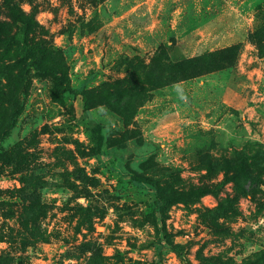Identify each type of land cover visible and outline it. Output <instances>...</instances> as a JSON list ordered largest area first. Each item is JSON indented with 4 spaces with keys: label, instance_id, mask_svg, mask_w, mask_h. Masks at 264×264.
Masks as SVG:
<instances>
[{
    "label": "rangeland",
    "instance_id": "1",
    "mask_svg": "<svg viewBox=\"0 0 264 264\" xmlns=\"http://www.w3.org/2000/svg\"><path fill=\"white\" fill-rule=\"evenodd\" d=\"M0 28L44 44V65L92 103L87 114L74 96L55 98L17 44L0 45V254L26 264H264V188H241L206 163L264 150V0H0ZM233 46L232 68L156 85L158 68ZM90 119L104 127L101 155ZM134 175L171 196L159 226L156 192ZM30 197L42 210L25 220ZM159 228L181 254L160 245Z\"/></svg>",
    "mask_w": 264,
    "mask_h": 264
},
{
    "label": "trees",
    "instance_id": "2",
    "mask_svg": "<svg viewBox=\"0 0 264 264\" xmlns=\"http://www.w3.org/2000/svg\"><path fill=\"white\" fill-rule=\"evenodd\" d=\"M262 32H264V30ZM16 44L20 47L23 57L28 59V68H32L36 73L42 76H49L52 79V93L55 98L62 100L67 94H70L76 99H79L84 112L87 114L89 113L92 109V103L89 95L90 92L88 90H79L71 87L67 83L65 73L61 69L44 65V61L48 54V49L44 44L35 43L31 45H22L18 39L3 37L0 28V45L10 46ZM235 50L236 46H233L215 52H207L182 61L172 62L168 66L161 69L158 68L161 70L162 75L158 76L157 74L156 85L162 86L164 82H167V85H172L181 81L184 82L186 80L197 79L212 73L232 68L234 61L231 58L230 53ZM262 55L264 56V52ZM86 130L87 135L93 144V154L101 155L106 144V134L103 125L94 119H90L87 123ZM206 163L208 164L209 171L212 170V168H218L220 172L224 173L227 179H230L235 185L241 188H244L246 185L247 187L258 190H263L264 188V180L262 179L264 175V150L259 145H256V147L238 150L232 158H225L217 163L209 161H206ZM132 178L138 182L150 184V186L155 190L156 200L154 202V208L159 226L162 217H164L163 207L169 202L171 196L165 195L160 185L154 181H150L136 175ZM30 198V202L25 211V213L28 212L25 220L33 219L35 217V209L40 211L42 210L41 202L34 197ZM217 211H222L223 214H225V210L222 207ZM34 228V222L25 225L26 233L31 239L35 236L33 233ZM159 233H162V237L159 238L161 246L170 247L173 250L179 251L178 253L181 254L180 246L174 244L170 240V236L164 228H159ZM20 237L23 243L28 241L23 236ZM1 238L5 237H1L0 235V240H3ZM8 239L12 242L14 237L10 235ZM41 240H44L43 234L41 235ZM160 262L161 260L157 259L153 262V264H160ZM0 264H26V261L24 257H19L17 260V258L10 252H3L0 254Z\"/></svg>",
    "mask_w": 264,
    "mask_h": 264
},
{
    "label": "crops",
    "instance_id": "3",
    "mask_svg": "<svg viewBox=\"0 0 264 264\" xmlns=\"http://www.w3.org/2000/svg\"><path fill=\"white\" fill-rule=\"evenodd\" d=\"M243 72H246V69H244Z\"/></svg>",
    "mask_w": 264,
    "mask_h": 264
}]
</instances>
